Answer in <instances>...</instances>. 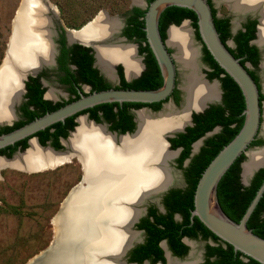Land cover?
Listing matches in <instances>:
<instances>
[{
  "label": "trees",
  "instance_id": "obj_1",
  "mask_svg": "<svg viewBox=\"0 0 264 264\" xmlns=\"http://www.w3.org/2000/svg\"><path fill=\"white\" fill-rule=\"evenodd\" d=\"M152 1L147 0V4ZM207 2L211 8L215 29L221 42L226 45L227 41H233L234 46L227 47L228 51L235 59L239 60V63L247 70L260 91L255 75L259 64V54L257 48L250 44L255 39L257 22L255 20L248 21L242 26L243 30L232 35L228 19L217 18V10L213 8L210 0ZM145 12L146 9L138 7H131L126 10L124 12L125 25L122 30V36L129 42L137 44L138 54L144 57L145 68L138 78L129 82L126 81L122 67L117 66L119 83L117 86H112L93 66L94 58L91 49L79 44L68 46L64 31L61 29L58 40L59 54L56 58L58 69L53 74L56 76L57 82L64 86L69 95L68 99L55 103L43 99L45 88H42L40 78H46L49 74L47 71H42L36 77L29 76L25 82V102L19 107L20 120L12 126L1 128L0 135L20 128L46 113L53 112L77 100L81 95H86L87 93L82 90L84 85L89 87L88 93L111 88L154 90L161 87L163 80L160 69L147 43L144 31ZM184 20L190 22L194 36L202 46V60L208 68L206 78L209 81H219L222 99L220 104L210 105L201 113H193L192 126L187 127L185 132L168 139L172 150L180 149L176 166L183 171L186 185L182 189L169 191L163 197L164 214H157V209L154 207L148 208L147 216L136 225L138 229L145 230L146 240L144 244L132 252L142 254L140 259L136 261L138 264H141L144 259H152L151 264H155L157 260L165 264L159 243L165 240L171 252L179 258H183L188 252V246L183 243L182 239L188 238L201 240L205 243L203 264H260L242 253L234 251L231 245L223 242L209 231L197 217H191L197 183L211 160L236 136L242 127L245 101L239 86L217 64L202 43L198 32L197 16L192 10L176 6L166 8L161 13L158 24L162 40L166 39V30L170 25L179 26ZM85 24L68 26L78 30ZM169 52L171 51L169 50ZM247 64L251 68L247 67ZM169 98L174 103H178L180 100L179 90L175 88ZM259 100L260 103L264 102V95L260 92ZM166 101L151 104L124 102L96 105L66 118L63 122L54 123L30 137H36L41 146H47L49 142L55 150H62L60 139L67 138L69 132L74 130L77 125L75 118L79 115H87L88 119L95 123L107 124L109 131L112 132L119 134L133 132L135 123L133 122V115L130 113L131 109L149 107L153 111H158L161 104ZM216 127H219V132L206 138L199 153L191 159L187 167L183 168L184 161L190 157L192 144ZM30 137L0 149V155L11 158L18 149L20 151L25 150L28 147L27 141ZM262 144L261 139H256L252 141L250 147L261 146ZM244 160V155L238 157L221 177L217 186L218 204L224 214L234 222L240 221L257 190L264 182L263 167L256 172L249 186L240 185V164ZM176 216L178 219L175 218ZM246 226L254 235L264 239V192L247 220Z\"/></svg>",
  "mask_w": 264,
  "mask_h": 264
},
{
  "label": "bare ground",
  "instance_id": "obj_2",
  "mask_svg": "<svg viewBox=\"0 0 264 264\" xmlns=\"http://www.w3.org/2000/svg\"><path fill=\"white\" fill-rule=\"evenodd\" d=\"M225 1L235 14L256 13L255 11L264 5V0ZM136 2L140 3V0ZM27 10L19 12L13 20L7 68L0 77V123L7 122L13 116L12 108L21 91L19 79L23 73L51 61L52 50L48 31L51 22L48 18L40 17V9L31 18ZM261 14L264 16V10ZM261 26L262 17L259 32ZM114 27L112 22L101 17L92 28L81 33L70 31L68 37L70 40L85 41L91 38H106L111 36ZM168 36V43L177 50L175 57L179 71L181 65L184 75L183 83L180 84L183 92L181 109L166 105L156 114L139 111L137 131L129 137L120 138L116 146L101 128L88 124L84 119L79 120L78 130L70 139L68 148L78 152L83 164L84 179L81 187L71 192L61 216L56 220L59 247L45 259L44 264H83L85 260L82 258L81 243L90 236L91 240L95 238L99 241L97 253L103 251L100 246L104 244L108 250L116 251L118 247L134 239V235H129L125 230L128 222L139 214L134 206L174 184L175 177L167 166L174 154L167 151L166 135L188 123L189 112L215 100L218 91L215 84L208 83L199 70L197 52L192 45L188 25L184 23L180 27L170 29ZM260 42L264 45V26L261 29ZM95 49L97 65L108 76L112 74V66L115 63L125 66L128 78L137 75L141 70L139 59L131 45L118 43ZM49 95L55 96L53 92ZM49 95L47 94V97ZM61 159L62 155L55 156L32 144L24 155L9 162L17 168H30ZM263 160V150L251 152L245 165V176ZM3 164L5 165V161L0 159V166ZM106 222L109 223V228L106 227ZM116 231H121L122 234ZM170 259L168 258V264H196L193 259L184 263Z\"/></svg>",
  "mask_w": 264,
  "mask_h": 264
},
{
  "label": "water",
  "instance_id": "obj_3",
  "mask_svg": "<svg viewBox=\"0 0 264 264\" xmlns=\"http://www.w3.org/2000/svg\"><path fill=\"white\" fill-rule=\"evenodd\" d=\"M23 1V2H22ZM27 2H30L29 4H25ZM176 6V7H182L187 8L189 10H192L196 16H197V24H198V32L200 35V38L202 40V43L205 45L213 59L217 62V64L236 82V84L239 86L243 97L245 101V109L243 112L244 120L242 127L240 128L239 132L236 134V136L227 144L225 145L218 154L211 160V162L208 164V166L203 171L196 189L194 193V209L191 212V217H197L199 221L214 235H216L219 239H221L223 242L231 245L236 252H240L246 257H249L255 261H257L260 264H264V239L254 235L246 226L247 220L249 219L251 213L253 212L254 208L256 207L258 201L260 200L263 192H264V182L261 184L259 189L257 190L254 198L252 199L251 203L247 207L245 213L243 214L242 218L239 222H234L230 218H228L224 212L221 210L218 200H217V186L221 179V177L224 175V173L228 170V168L233 164V162L240 157L241 155H245L250 150V144L252 141H254L261 132H263V121L264 120V114L262 111V105L259 100V90L257 88V85L251 78V76L248 74L247 70L239 63L238 59H235L231 53L228 51L227 47H231L229 43L233 44L232 41H228L226 45H224L215 29L214 20L211 12V8L207 2V0H153L150 4H144V3H133V7H138L140 9H146L145 15H144V31L146 33V40L147 43L157 61L158 67L160 69V73L162 76V86L154 89V90H133V89H115L111 88L108 90H103L99 92H92L88 93L89 88L87 86H83L84 92L87 93L86 95H81L77 100H74L57 110L53 112L46 113L45 115L33 120L32 122H29L20 128H17L15 130H12L8 133L1 134L0 135V149H3L7 146L14 145L16 142L25 139L27 137L32 136L36 132L45 129L46 127L57 123V122H63L66 118L73 116L85 109L94 107L96 105L105 104V103H124V102H131V103H144V104H151V103H157L161 101L167 100L163 105L162 108L158 112H150L146 111L145 109H140L133 111L135 114V121L136 116L139 111H144L149 114H156L159 113L164 106L171 105L169 103L170 101V95L172 91L176 88L178 90H181V87L177 85V73H179L178 68V62L176 60L175 54L172 52H169L173 46H171L168 43V33L169 30L172 28H177L183 25L184 23L187 24L189 21L184 20L179 26L170 25L166 30V39L162 40L158 28L159 24V18L161 13L168 7ZM28 9V10H27ZM41 11L40 17L45 19L48 18L51 22V27L48 29L50 33V46H51V61L49 64H43L37 68H34L30 71L24 72L23 75L19 79L20 83V94L18 96V100L15 103V105L12 108L13 116L10 120L7 122H1L0 127L2 126H11V124L17 120V117L15 115V107L20 103L22 100V96L25 93V82L27 81L29 76L36 77L38 76L44 69H50L55 65V57L57 54L56 45L54 42V38L56 36V32L52 29V20L51 17L48 15V13L52 10V6L45 0H21L19 3V6L15 12V15L12 19H16V16L19 12L22 11H28L30 12L28 16L34 17L37 10ZM35 10V12H34ZM247 13H239L240 16L244 17L247 15ZM252 15H256L258 17V24L256 27V38L251 42L253 45H255L260 52L262 53L261 61H260V73L263 77V71H262V64L264 63V45H261L258 43V32L260 27V16L259 13H250ZM104 17L106 20L112 22L115 27L114 31L111 32V36H108L106 38H91L90 40H70L68 37V33L70 31L72 32H83L87 29L92 28L98 20ZM190 23V22H189ZM122 25L118 20L111 19L108 17V15L101 11L98 13L91 21L86 23L84 26H82L78 30H67L63 27L65 34H66V40L68 46H71L73 44H79L85 47H89L91 49V52L93 54L94 63L93 66L99 71L100 75L104 77V79L108 82L112 81L113 78L118 79V75H116V65H120L123 69L124 78L126 81L129 82L130 79H134L138 77L143 70L144 66H141V70L137 75H134L132 77H127L124 67L121 64L115 63L112 66V74L113 77H109L107 74H105L99 66L97 65V59H96V47H104L109 46L110 44H125V45H131L134 47L135 55L137 56L138 53V45H132L129 43V41L124 38L120 37ZM239 26L237 25L234 29H232V34H235L236 29ZM12 31L10 33L7 47L5 51V56L3 59V62L0 65V77L4 73V71L7 68V59H8V51H9V44L12 39ZM197 52V51H196ZM198 56L199 53H197V62H198ZM199 64V63H198ZM214 81L218 94L217 98L213 101L205 103L203 106H201L197 110L190 111L189 114V121L184 126H182L180 129L173 131L166 135L165 144L166 148L170 147L169 142L167 141V138H173L179 133L185 132V129L187 127L192 126V114L193 113H201L205 109H207L210 105L213 104H220L221 102V95L222 91L218 90V80H212ZM219 82V81H218ZM41 83L45 85L46 80L41 79ZM220 85V83H219ZM87 89V91H85ZM264 90V85H263ZM44 98L47 100L52 101L49 97H47V94L45 92ZM181 98H183V92L181 95ZM55 103V101H52ZM172 106V105H171ZM84 119L88 124L93 125L94 127L101 128L103 133L111 137L113 140V144L116 146L119 142V139L122 137H129L133 135L138 128L137 121H136V128L132 133H125L121 135H117L114 132H111L108 130L107 125L105 123H95L92 120H88L87 115H79L76 117L75 121L77 125L75 126L74 130L69 132V135L66 139L61 140V145L63 147L68 148L69 141L72 138V136L77 132L79 127V120ZM218 128H215L212 132L207 133L205 136H208L209 134L216 132ZM118 136V138H116ZM204 136V137H205ZM262 136L264 138V135L262 133ZM200 138L196 142H194L191 146V153L189 159L185 161V165L188 164L190 159L196 155L199 151L198 145L203 138ZM28 147L23 150H17V152L11 157L6 158L3 156H0V159L4 161H11L15 157H19L21 155H24L31 147L32 144H34L37 148H39L42 151H48L51 154L55 156L62 155V159L50 162V163H42L36 167H30V168H17L25 172H37L42 171L46 169H52L56 167L57 165H60L64 162L70 161L72 157H76L79 162V154L78 152L74 151L73 149L68 148V151L66 152H60V150H55L50 146H41L37 140L36 137H30L27 141ZM168 151V149H167ZM174 154L178 153L180 149L173 150ZM246 162V161H245ZM245 162H242L241 168L243 171V165ZM264 167V162L256 167L251 174L248 176V178L244 181L242 179V183L246 186L248 185L249 179L254 175L255 172H257L260 168ZM242 175V173H241ZM82 182L79 183L71 192H73L75 189L81 187ZM172 185H169L158 192H156L153 195H150L149 197L145 198L143 202L140 205L134 206V209L139 211V214L130 220L128 222V226L125 228V230L128 232L129 235L132 233V228L134 225L138 222V219L142 214L145 213V205L148 202H155L159 206L160 211H164L163 206L160 204V196L166 192ZM66 197L64 200V206L68 202V199L70 197V194ZM64 208V207H63ZM63 212V209L59 212V214L56 217V220L61 216ZM108 222L105 223L106 227H108ZM111 224V223H110ZM109 228V227H108ZM110 230V229H109ZM120 230V229H118ZM96 232H98L96 230ZM117 233L122 234L121 231H116ZM110 234V233H109ZM58 233L56 231L55 239L52 242V245L38 255L35 258L41 257V262L39 264H44L45 259L50 256L53 252H55L59 247L58 242ZM92 236L85 238L82 241V253H83V264H136V263H128L124 260V257L128 250L133 245V239L129 242H126L124 246H120L113 250H108V247L106 244L100 246L103 250L102 254L97 253V249H99V241L97 239H92ZM187 238L183 239L184 240ZM104 243V242H103ZM163 245L164 250V256L167 259L166 264H168V258H171V253L168 251L167 246L165 242L161 243V246ZM34 258V259H35ZM172 259V258H171ZM177 263H184L181 259L174 258ZM28 264H35L34 262L30 261ZM143 264H148L147 262H144ZM161 264V263H157ZM197 264V263H196Z\"/></svg>",
  "mask_w": 264,
  "mask_h": 264
},
{
  "label": "rangeland",
  "instance_id": "obj_4",
  "mask_svg": "<svg viewBox=\"0 0 264 264\" xmlns=\"http://www.w3.org/2000/svg\"><path fill=\"white\" fill-rule=\"evenodd\" d=\"M21 0H0V65L3 62L7 42L11 31L13 30L12 19ZM51 6L52 10L48 13L52 20V29L59 31L64 27L67 30H74L68 25H79L88 23L98 13L104 11L109 18L118 20L123 26L124 12L133 7L136 0H45ZM223 1V0H221ZM212 0L219 17H227L231 21V28L234 29L239 22L240 14H234L230 6L225 1ZM140 3L146 4V0H140ZM190 30L192 45L196 49L198 56V65L200 72L204 75L208 83H214L206 78L207 66L202 60V46L194 36L193 28L187 23ZM122 29V27H121ZM235 30V29H234ZM238 28L236 29V31ZM122 37L121 35H119ZM135 45L133 42H129ZM231 47L233 44L229 43ZM170 51L175 54L177 50L171 48ZM138 55V54H137ZM138 59L140 57L137 56ZM120 66V65H116ZM177 73V85L183 83L184 75L182 72ZM115 67V68H116ZM260 70L258 69L257 72ZM49 73L46 77L44 88L46 94L53 92L55 96L49 98L58 102L68 99V93L65 88L57 82L56 76L47 69ZM117 74V73H116ZM113 77V74L109 75ZM130 79L129 81H131ZM115 86L119 83L118 79L113 78L109 82ZM262 93L264 95V79L261 76ZM218 90L220 91V85ZM87 91V89H85ZM180 95L182 92L179 90ZM173 107H179L183 103L180 98L178 103L170 100ZM17 106L15 107L16 110ZM264 114V103L262 105ZM16 115V114H15ZM17 117V115H16ZM264 121V120H262ZM213 132L205 136L199 142L198 148L203 145V141L214 135ZM261 132L258 136L263 144L251 148L245 156L258 149L264 148V138ZM169 138H167L168 141ZM169 152L174 154L173 150L168 147ZM68 148L63 147L60 152H66ZM179 152L174 154L167 166L173 176L177 187H183L182 172L176 167V159ZM12 162V161H11ZM248 178V177H247ZM84 179V169L82 162L72 157L70 161L57 165L54 168L37 171L25 172L12 166L10 162L5 161V165L0 166V264H28L30 261L35 264L41 262V257L35 258L52 245L57 231L56 217L64 207V200L69 193ZM243 179V178H242ZM150 203V202H149ZM129 210L132 208L127 207ZM184 243L188 246V254L181 260L196 261L197 264H203L205 243L201 240L185 239ZM163 247V245H162ZM193 252V254H191ZM191 254V255H190ZM193 255V256H192ZM35 258V259H34Z\"/></svg>",
  "mask_w": 264,
  "mask_h": 264
},
{
  "label": "flooded vegetation",
  "instance_id": "obj_5",
  "mask_svg": "<svg viewBox=\"0 0 264 264\" xmlns=\"http://www.w3.org/2000/svg\"><path fill=\"white\" fill-rule=\"evenodd\" d=\"M221 1V0H220ZM223 1H225V0H223ZM223 1H221V2H223ZM210 2H211V4H212V6H213V8L215 9V7H214V5H213V2H212V0H210ZM146 3H147V0H146ZM225 3H227L226 1H225ZM228 5V4H227ZM229 6V5H228ZM230 8V7H229ZM263 10H264V5L263 6H261L258 10H256L255 12L257 13H260V17H262V26H261V28H260V32H259V43L260 44H262L261 42H260V39H261V29H262V27L264 26V16H262V14L261 13H263ZM231 11L233 12V10L231 9ZM234 13V12H233ZM243 13H247V12H243ZM251 13V12H250ZM250 13H248L247 15H245L244 17H242V16H240V19H239V22H238V30L235 32V34L238 32V31H240V30H243L242 29V26L245 24V23H247L248 21H256L257 22V24H258V17L256 16V15H252V14H250ZM235 14V13H234ZM237 15V14H236ZM216 17L217 18H227V17H219L218 16V14L216 13ZM228 19V18H227ZM228 22H229V26H230V32H231V34H232V28H231V21L228 19ZM257 24H256V27H257ZM124 25H125V19H123V26H122V29H121V32H120V35L122 36V30H123V28H124ZM62 31H64V29H63V27H62ZM56 32V36H55V38H54V42H55V45H56V50H57V54H56V57H55V65L52 67V68H50V70H51V73L53 72V73H55V72H57V69H58V66H57V63H56V58H57V56H58V54H59V43H58V40H59V34L61 33V29L59 30V31H55ZM235 34H232V35H235ZM64 37H65V40H66V34H65V31H64ZM122 37H124V36H122ZM125 38V37H124ZM255 38H256V32H255ZM229 41H232V40H229ZM253 41V40H252ZM251 41V42H252ZM228 42V41H227ZM250 42V44H252ZM232 43H233V41H232ZM66 44H67V40H66ZM68 45V44H67ZM253 45V44H252ZM233 46H234V43H233ZM255 46V45H254ZM256 47V46H255ZM257 48V47H256ZM257 50H258V54H259V64H258V66H257V70L259 69L260 70V68H259V65H260V61H261V56H262V53L260 52V50L257 48ZM138 54V53H137ZM138 57H140V59H139V62H140V69H141V66L143 65L144 66V68H145V64H144V57L143 56H141V55H137ZM121 64V63H120ZM121 65H123V64H121ZM125 67V66H124ZM247 67H249V68H251L250 67V65L249 64H247ZM144 68H143V70H144ZM123 70V69H122ZM142 70V71H143ZM257 70H256V73H255V75H256V79L258 80V83H259V86H260V93L261 94H263L262 93V84L260 83V78H261V73L259 74L258 72H257ZM43 71H47V69H44ZM142 71H141V73H142ZM260 72V71H259ZM116 73H117V71H116ZM141 73H140V75H141ZM116 75H118V74H116ZM139 75V76H140ZM123 76H124V74H123ZM138 76V77H139ZM263 76H264V63H263ZM138 77H136V78H138ZM136 78H134V79H136ZM41 79H46V78H44V77H42V78H40V83H41ZM134 79H132V80H134ZM131 80V81H132ZM118 81H119V77H118ZM108 82V81H107ZM41 85H42V88H44V85L41 83ZM60 85V84H59ZM118 85V84H117ZM117 85H115V86H117ZM61 87H63L64 88V86H62V85H60ZM85 86V85H84ZM113 86V85H112ZM89 88V87H88ZM24 89H25V87H24ZM82 90L84 91V89H83V86H82ZM45 92H46V90H45ZM45 92H44V94H45ZM25 93H26V90H25ZM25 93H24V95H25ZM44 94H43V99H45L44 98ZM24 95L22 96V100L20 101V103L17 105V108H16V110H15V114L17 115V120L16 121H14L12 124H11V126L15 123V122H17V121H19L20 120V112H19V107L23 104V102H25V98H24ZM48 95H49V93H48ZM50 96V95H49ZM50 97H53V96H50ZM180 98H181V95H180ZM221 99H222V95H221ZM18 100V99H17ZM45 100H47V99H45ZM170 100H172L171 98H170ZM50 101V100H49ZM52 102V101H51ZM263 103L264 102H262L261 103V105H263ZM164 103H162L161 104V108H162V105H163ZM183 104V103H182ZM160 108V109H161ZM140 109H145L146 111H150V112H158V111H153L152 110V108H149V107H143V108H140ZM140 109H136V110H140ZM135 109H131L130 110V113L133 115V122L135 123V128H136V121H135V114L133 113V111H136ZM141 112V111H140ZM139 113V112H138ZM149 114V113H148ZM138 114H137V116H136V119H137V122H138ZM76 119V118H75ZM89 120V119H88ZM93 121V120H92ZM76 122V121H75ZM77 124V123H76ZM107 125V124H106ZM138 125H139V122H138ZM3 127H5V126H2V127H0V129L1 128H3ZM107 128H108V125H107ZM216 128H218V132H219V127H216ZM215 129V128H214ZM213 129V130H214ZM109 130V129H108ZM135 130V129H134ZM212 130V131H213ZM211 131V132H212ZM71 132V131H70ZM112 132V131H111ZM114 133H116L118 136L119 135H121V134H119L118 132H114ZM127 133V132H126ZM128 133H132V132H128ZM210 133V132H209ZM125 134V133H124ZM207 134V133H206ZM205 134V135H206ZM215 134V133H214ZM263 134H264V131H263ZM69 135V134H68ZM118 136L116 137V138H118ZM68 137V136H67ZM66 139V138H65ZM256 139H259L258 137L256 138ZM255 139V140H256ZM61 140L62 139H60V144H61ZM119 143V142H118ZM203 144H204V141H203ZM47 146H50V143L48 142L47 143ZM203 146V145H202ZM201 146V147H202ZM51 147V146H50ZM63 147V146H62ZM200 147V148H201ZM256 148V147H258V146H253V147H250V149L251 148ZM53 148V147H52ZM200 148H199V151H200ZM54 149V148H53ZM19 150V149H18ZM264 151V148H261V149H258V150H256V151ZM199 151H198V153H199ZM17 152V151H16ZM15 152V153H16ZM14 153V154H15ZM179 153H180V151H179ZM197 153V154H198ZM13 154V155H14ZM196 154V155H197ZM12 155V156H13ZM0 156H3V155H0ZM179 156V155H178ZM195 156V155H194ZM193 156V157H194ZM245 156V155H244ZM3 157H6V156H3ZM192 157V158H193ZM7 158V157H6ZM191 158V159H192ZM189 159V158H188ZM191 159H190V161H191ZM249 159H250V154L248 155V160L246 161V163L244 164V170L242 171V168H241V164H240V175H239V182H240V185H242V186H244V187H247V186H249L250 185V183H251V181H252V179H253V177H254V175L256 174V172L254 173V175L249 179V181H248V185H244L243 183H242V175H241V173L243 172V178H244V181L247 179V177L251 174H249V175H247V176H245V165L247 164V162L249 161ZM186 161V160H185ZM185 161H184V163H183V168H185V167H187L188 165H189V163H190V161L188 162V164H186L185 165ZM243 162H245V161H243ZM263 162H264V160H263ZM262 162V163H263ZM261 163V164H262ZM260 164V165H261ZM177 167V166H176ZM258 167V166H257ZM263 168V167H262ZM178 169V168H177ZM261 169V168H260ZM180 170V169H179ZM181 172H182V178H183V183H184V186L183 187H177V185H176V183H174L173 184V186L172 187H170L166 192H164L161 196H160V204L163 206V197L169 192V191H171V190H175V189H182V188H184L185 187V185H186V181H185V176H184V173H183V171L182 170H180ZM145 213L144 214H142L141 216H140V218L138 219V222L134 225V227L132 228V233H131V235H134V239H133V245H132V247L128 250V252L126 253V255H125V257H124V260L126 261V262H128V263H136V264H138L136 261H138L139 259H140V257L142 256V254H139V253H134V252H132L135 248H137L138 246H140V245H142V244H144V242H145V240H146V232H145V230L144 229H138L137 227H136V225L143 219V218H145L146 216H147V212H148V208H150V207H154V208H156L157 209V214H164L165 213V208H164V206H163V208H164V211L162 212V211H160L159 210V206H158V204L157 203H155V202H148L145 206ZM176 219H178V217L176 216L175 217ZM184 239V238H183ZM183 239H182V241H183ZM188 239V238H187ZM190 240V239H189ZM192 240V239H191ZM162 242H165V244H166V246H167V249H168V251H170V253H171V258L172 259H170V261H172L174 258H178V259H182V258H179V257H177V256H175L172 252H171V250L169 249V247H168V245H167V242L165 241V240H163V241H161L160 243H159V246H160V248L162 249V251H163V257H164V259H165V264H166V262H167V259H166V257L164 256V250H163V248H162V246H161V243ZM184 243V242H183ZM185 244V243H184ZM186 245V244H185ZM187 254H188V252H187ZM186 254V255H187ZM191 255V254H190ZM184 258V257H183ZM129 261H132V262H129ZM151 261H152V259H144L143 260V262L141 263V264H143L144 262H147L148 264H151ZM174 262H176L175 260H173ZM203 262H204V259H203ZM157 263H161L160 262V260H157L156 262H155V264H157ZM162 264V263H161Z\"/></svg>",
  "mask_w": 264,
  "mask_h": 264
}]
</instances>
